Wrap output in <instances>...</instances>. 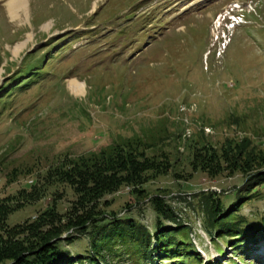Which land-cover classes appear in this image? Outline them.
<instances>
[{
	"label": "rangeland",
	"instance_id": "1",
	"mask_svg": "<svg viewBox=\"0 0 264 264\" xmlns=\"http://www.w3.org/2000/svg\"><path fill=\"white\" fill-rule=\"evenodd\" d=\"M8 1L0 0V197L25 187L64 154L97 151L123 136L155 141L158 150L179 157L175 171L183 174L190 172V138L218 146L247 137L264 149V0H28L27 15L14 19ZM232 3L250 12L223 34L217 15ZM217 34L226 36L219 47ZM69 80L84 83L85 92H71ZM243 180L201 172L184 179L171 171L142 188L170 204L203 259L264 264L263 237L247 244L244 256L232 251L230 237L208 234L201 192L215 190L226 207ZM259 188L238 211L257 225L264 184ZM126 189L106 195L102 209L151 229L149 197ZM64 190L59 208L71 198ZM50 202L47 195L27 204L7 223L32 218ZM89 237L80 234L65 247L89 254ZM98 238L104 253H121L112 264H143L126 255L127 242Z\"/></svg>",
	"mask_w": 264,
	"mask_h": 264
},
{
	"label": "trees",
	"instance_id": "2",
	"mask_svg": "<svg viewBox=\"0 0 264 264\" xmlns=\"http://www.w3.org/2000/svg\"><path fill=\"white\" fill-rule=\"evenodd\" d=\"M186 150L188 174L175 171L179 157L172 158L168 151L158 150L155 141L139 135L120 137L97 151L56 158L42 174L35 173L25 187L0 197V264H112V259L119 258L121 253H104L98 238L101 234L104 242H127L130 250L126 255L143 264L157 259H168L169 264H213L202 258L187 235L188 227L163 196L149 197L142 188L148 181L171 171L175 177L184 179L191 178L194 172L209 177L234 174L244 177L241 186L235 189V200L226 207L215 190L202 191L201 198L208 234L230 237L232 251L248 255L247 244L264 238V214L257 225L238 211L245 202L258 196L259 187L264 184V149L251 145V140L243 137L226 138L218 146L190 138ZM64 187L71 198L67 206L59 208L66 192ZM126 187L137 197H149L155 212L151 229L134 218H121L115 212L106 214L102 209V204L107 203L103 201L106 195L120 193ZM47 195L51 202L32 218L13 225L7 223L11 213ZM86 232L90 235L89 254L73 253L65 247Z\"/></svg>",
	"mask_w": 264,
	"mask_h": 264
},
{
	"label": "bare ground",
	"instance_id": "3",
	"mask_svg": "<svg viewBox=\"0 0 264 264\" xmlns=\"http://www.w3.org/2000/svg\"><path fill=\"white\" fill-rule=\"evenodd\" d=\"M27 3L28 0H9L6 2V8L11 19L21 17L20 14L27 15ZM20 13V14H19ZM30 38V37H29ZM24 44L15 47V54H18ZM68 89L74 94H82L85 92L84 83L78 82L77 80H69L67 82ZM79 96V95H78Z\"/></svg>",
	"mask_w": 264,
	"mask_h": 264
}]
</instances>
